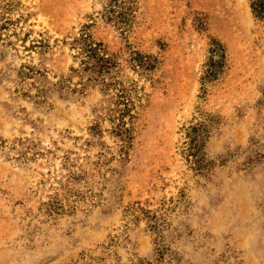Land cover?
I'll return each mask as SVG.
<instances>
[{
  "label": "rangeland",
  "instance_id": "374dc122",
  "mask_svg": "<svg viewBox=\"0 0 264 264\" xmlns=\"http://www.w3.org/2000/svg\"><path fill=\"white\" fill-rule=\"evenodd\" d=\"M255 2L0 0V264H264Z\"/></svg>",
  "mask_w": 264,
  "mask_h": 264
},
{
  "label": "trees",
  "instance_id": "16d2710c",
  "mask_svg": "<svg viewBox=\"0 0 264 264\" xmlns=\"http://www.w3.org/2000/svg\"><path fill=\"white\" fill-rule=\"evenodd\" d=\"M263 0H256L252 5L254 14L260 16L264 11ZM84 52L86 57L92 59L94 66L92 70L98 74L108 72L115 63L112 58L107 57L106 52L102 48L101 44L93 45L92 43H85ZM134 55V56H133ZM225 55L223 49L219 45H215L210 50V58L208 62L207 70L205 71V78L210 79L216 76L217 71L224 66ZM130 62L133 67L140 69L141 71H149L154 67V60L150 56H143L138 53H133L130 57ZM127 104H125V111L128 112Z\"/></svg>",
  "mask_w": 264,
  "mask_h": 264
}]
</instances>
